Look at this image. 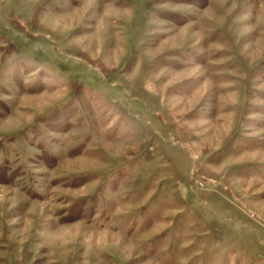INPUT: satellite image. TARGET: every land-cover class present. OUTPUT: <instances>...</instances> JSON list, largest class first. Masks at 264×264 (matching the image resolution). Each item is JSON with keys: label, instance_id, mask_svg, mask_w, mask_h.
<instances>
[{"label": "rangeland", "instance_id": "1", "mask_svg": "<svg viewBox=\"0 0 264 264\" xmlns=\"http://www.w3.org/2000/svg\"><path fill=\"white\" fill-rule=\"evenodd\" d=\"M0 264H264V0H0Z\"/></svg>", "mask_w": 264, "mask_h": 264}]
</instances>
